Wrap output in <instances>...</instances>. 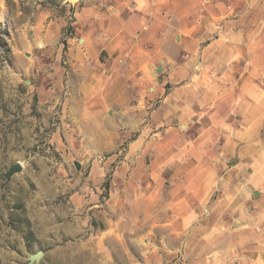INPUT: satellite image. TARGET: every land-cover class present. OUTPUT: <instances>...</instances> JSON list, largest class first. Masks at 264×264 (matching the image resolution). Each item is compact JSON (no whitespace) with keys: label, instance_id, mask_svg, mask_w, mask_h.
Masks as SVG:
<instances>
[{"label":"crops","instance_id":"0c3cea01","mask_svg":"<svg viewBox=\"0 0 264 264\" xmlns=\"http://www.w3.org/2000/svg\"><path fill=\"white\" fill-rule=\"evenodd\" d=\"M72 27L69 55L105 71L108 100L152 107L158 153L131 187L188 264L264 245V0H84Z\"/></svg>","mask_w":264,"mask_h":264},{"label":"rangeland","instance_id":"374dc122","mask_svg":"<svg viewBox=\"0 0 264 264\" xmlns=\"http://www.w3.org/2000/svg\"><path fill=\"white\" fill-rule=\"evenodd\" d=\"M83 6L0 0V264H188L170 215L131 187L158 153L141 132L152 107L109 101L105 71L69 55ZM230 247L236 264H264V245Z\"/></svg>","mask_w":264,"mask_h":264},{"label":"water","instance_id":"95a60500","mask_svg":"<svg viewBox=\"0 0 264 264\" xmlns=\"http://www.w3.org/2000/svg\"><path fill=\"white\" fill-rule=\"evenodd\" d=\"M78 0H70V2L73 4L74 2H76ZM76 168L79 169L80 166L78 164H76ZM22 169L20 164H14L12 166H10L9 170L6 172V174H4V177L6 178V180H10V178L12 177V175H14L15 173L20 172ZM42 257V253L39 252L35 255H32L30 257V262H34V261H38L40 258Z\"/></svg>","mask_w":264,"mask_h":264},{"label":"trees","instance_id":"16d2710c","mask_svg":"<svg viewBox=\"0 0 264 264\" xmlns=\"http://www.w3.org/2000/svg\"><path fill=\"white\" fill-rule=\"evenodd\" d=\"M106 189H108V186H106Z\"/></svg>","mask_w":264,"mask_h":264}]
</instances>
